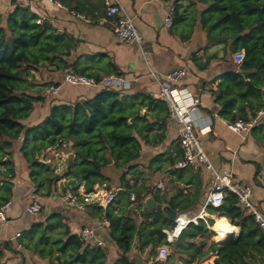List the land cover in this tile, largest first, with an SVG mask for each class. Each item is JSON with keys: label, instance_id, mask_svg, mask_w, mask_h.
I'll return each instance as SVG.
<instances>
[{"label": "trees", "instance_id": "16d2710c", "mask_svg": "<svg viewBox=\"0 0 264 264\" xmlns=\"http://www.w3.org/2000/svg\"><path fill=\"white\" fill-rule=\"evenodd\" d=\"M176 17L179 13L174 7L172 23ZM36 19L29 9L20 7L0 14V204L9 201L12 196L15 177L13 153L17 143L26 163L33 194L43 198L51 196L60 180L59 174L39 161L46 149L63 142L72 144L74 156L65 167L67 185H72L74 189L82 185L84 192H91L96 185L109 183L102 170L110 159L114 167L121 170V191L116 193L113 205L108 206L104 213L99 208H88L87 212L90 211L93 219L103 217L108 220L109 242L118 250L115 264H134L128 260L127 254L134 247L135 238L142 245L158 247L165 244L162 230L173 226V221L164 216L158 210L160 208L146 211L144 218L150 219L151 224L143 230H138L135 222L125 216L131 203V193L137 200L144 201L149 196L150 191L143 183L138 186L135 174L139 169L134 162L140 157V141L145 145H155L163 139L164 131L152 133V130L155 123L165 125L167 107L162 100L145 94L122 95L104 88L92 99L80 103L52 105L40 123L31 127L24 125L23 121L32 113L34 104L42 100V97L28 93L29 73L25 68H35L40 63L56 60L55 56H58L54 45L47 41L49 37L58 38L56 30L48 22L35 24ZM201 24L208 33L213 31L228 38L231 41L230 53L244 52L242 63L233 64L234 70L226 73L218 84L215 102L220 105L218 117L222 120L233 122L239 118L248 121L251 118L246 116L247 110L254 116L262 107L264 0H211L206 10L201 12ZM234 35H238L236 40L232 39ZM67 55L64 53V56ZM56 66L59 67L58 64ZM113 75L120 76L115 66ZM232 93H236V97L225 98ZM236 99L240 103L237 106L233 104ZM141 108H145L143 115L139 113ZM148 116L155 121L150 123ZM255 129L254 126L250 133ZM180 157L178 150L174 156L158 155L150 163L174 166ZM176 170L180 175L185 169ZM258 173L256 165L254 179ZM128 174L131 180L126 179ZM64 190L63 187L62 192ZM150 197L158 204L165 202L158 193H152ZM197 198L196 195L189 201L169 200L167 205L177 212L179 202H182L181 208L186 209L194 205ZM207 207L211 213L219 212L238 228L236 237L221 244L211 242L205 254L199 253L196 244L187 243L172 252V257L180 253L187 257L197 256V262L193 259L180 262L199 264L209 254H215L214 264H264V231L251 215L240 208L236 196L226 193L219 207ZM186 231L188 239L201 231L213 235V232L191 223ZM17 245L47 259L48 264H104L106 259V252L102 249L82 247L59 211L49 214L42 222L32 224ZM5 252L22 257L10 243H0V264L4 262Z\"/></svg>", "mask_w": 264, "mask_h": 264}, {"label": "crops", "instance_id": "0c3cea01", "mask_svg": "<svg viewBox=\"0 0 264 264\" xmlns=\"http://www.w3.org/2000/svg\"><path fill=\"white\" fill-rule=\"evenodd\" d=\"M118 1L120 8L131 18L139 31L141 38L139 45L124 44L114 36L111 28L112 19L106 17L102 0H0V14L9 13L15 7L29 9L30 13L37 17L36 21L39 20L41 24L48 22L56 30L58 36L56 39L47 38V41L56 49L58 55L55 56L56 60L40 63L35 68H25L29 73L27 80L30 90L28 93L31 96L42 97V100L34 104L32 113L23 121V124L28 127L37 125L48 115L52 105L80 103L92 99L104 88L118 91L122 95L139 93L155 98L153 94L157 92L158 85L149 75L150 71L160 79L172 70L185 68L186 77L180 82V86L197 95L200 102L198 106L199 124L201 127L209 128L202 134L196 130L201 146L215 167H225L230 170L234 183L251 188L253 203L264 216V84L260 87L263 91L262 107L255 112L254 116H251L248 110L246 112L247 117L255 119L256 129L242 139L228 131L222 119L218 117L220 105L215 102L218 84L221 83L226 73L234 70L232 59L234 53L229 52L231 41L228 38L213 31L210 34L202 27L201 12L206 10L211 0ZM169 7L177 8L179 17H176L170 28H166L164 16ZM234 36L232 39L236 40L238 35ZM64 53L68 55L64 56ZM56 64L59 65L58 68ZM114 66L118 69L119 78L129 81L130 89L120 91L115 87H103L100 83L93 87L61 83L65 70L89 78H97L100 82L105 77H118L113 75ZM50 83H55L59 87L58 95L54 98L46 97L43 92L44 86ZM233 97H236V93L225 96L226 99ZM233 104L237 106L240 103L236 99ZM144 111L145 108H141L140 115H143ZM261 111L262 114L259 115ZM147 119L150 123L155 121L149 116ZM159 124V122L155 123L152 133L164 131L163 139L155 145H145L140 141V157L134 162L139 169V175H137L139 180L146 178L143 184L151 193L149 192V196L144 201L137 200L135 197V201H131L127 207L125 216L135 222L138 230H143L151 224L150 219L144 218L146 211L149 210L145 206L147 199L161 206V209L156 207L153 210L158 209L166 216L162 207L171 210L167 201L177 202L180 199L189 201L197 195L198 198L194 205L182 209V202H179L177 212H174L183 219L195 218L197 225L191 224L200 225L202 229L213 232V235L198 232L191 239L186 237L183 244L194 243L199 253L205 254L211 242L221 244L228 237H230L228 240L234 239L238 234V228L232 226L231 222L219 212L213 214L208 207L204 206V197L212 185L210 174L185 169L179 175V170L175 171L177 168L174 166L165 163L158 165V162L150 163L158 155L174 156L176 151H180L178 125L168 119L164 126H159ZM17 144L14 146L13 153L15 177L12 196L9 200L11 206L6 213V222L0 224V243H10L21 253L22 257L5 252L3 264H48L47 259H42L21 247H16L22 234L29 231L32 224L42 222L49 214L56 211L62 214V219L69 226L72 234H76L84 225L91 224L94 216H91L90 211L77 214L62 210V188H65V183H67L65 178L56 183V188L50 197L38 199L37 195L33 194L26 163L18 151ZM256 165H258L259 173L254 179ZM102 174L104 175L103 170ZM104 176L110 178L107 175ZM129 177L130 174L126 176V179L131 180ZM119 178L120 176L115 181L110 179L112 188L106 189V186L104 188L116 195L121 191ZM149 179H152V182L147 185ZM157 183L164 185L165 189L155 190L154 186ZM139 185L141 183L138 182ZM152 193H158L165 202L162 204L155 202L150 197ZM32 200H37L42 205L41 213L35 217L28 216L24 211L26 205ZM217 221L228 227L226 230L223 229L225 232L228 231L227 238L214 230ZM106 232L108 236L109 228ZM17 233L20 236L15 238ZM140 244L135 238L134 247L127 254L130 262L134 264L166 263L155 259L159 246ZM107 248H109V253L106 257L111 256L115 260L109 261L108 258L105 264H115L118 251L112 252H115L117 248L109 241L106 242L104 250ZM155 250L153 256L152 251ZM184 251L188 252V250ZM171 254L172 252L167 259L170 264H182L180 260L188 261L189 259H193L194 262L198 261L197 256L187 257L180 253L172 257ZM215 258V254H209L199 264H214Z\"/></svg>", "mask_w": 264, "mask_h": 264}, {"label": "built area", "instance_id": "2783aa9c", "mask_svg": "<svg viewBox=\"0 0 264 264\" xmlns=\"http://www.w3.org/2000/svg\"><path fill=\"white\" fill-rule=\"evenodd\" d=\"M102 4L106 17L112 19L111 28L114 36L124 44L139 45L141 40L139 31L131 18L120 8L119 1L102 0ZM56 5L60 7L59 4ZM173 15L174 8L169 7L164 16V26L166 28L172 26ZM78 17L80 16L78 15ZM36 23L39 24L40 21L37 20ZM232 59L234 64L240 65L244 59L243 50L235 52ZM186 72L185 68L172 70L160 79L152 71L149 73L158 85L157 92L153 96L165 103L168 111V120L176 123L179 127L177 135L181 157L174 167L177 169H190L193 172L203 171L210 174L212 185L204 197V206L219 207L225 194L231 193L236 196L240 208L251 215L264 231V216L253 203L251 188L243 184L234 183L229 169L215 167L199 142L197 131L202 134L209 128L207 126L201 127L199 124L198 106L200 102L197 95L180 86V82L186 77ZM61 83L72 86L84 85L92 87L100 83L103 87H115L120 91L130 89L129 81L119 77H105L100 82L97 79L79 75L70 70L63 72ZM43 92L46 97L54 98L58 95L59 87L55 83L46 84ZM258 114H262V111ZM222 121L228 131L242 139L249 135L255 126V119L246 121L238 118L233 122ZM65 148H68L67 152ZM71 149L72 144L70 142H63L59 146L46 149L41 153L39 161L46 165L55 164L53 171L58 173L61 168L66 167V162L74 156V151ZM104 187L105 185H96L91 192H84L82 186L74 189L72 185L68 184L65 186L61 196L62 207L77 214L86 213L88 208H99L104 213L108 206L113 205L115 200V193L106 190ZM162 188L163 185L161 183H157L154 186L155 190H162ZM129 199L130 201H135L134 194H130ZM10 206V201L0 204V224L6 222V213ZM24 211L28 216L35 217L41 213L42 205L35 200L29 202ZM190 223L197 225L195 218L189 220L176 215L173 226L162 231L165 234V244L157 248L156 261L164 262L169 258L171 253L170 245L174 242L181 229L186 228ZM108 227L109 222L106 218L96 217L91 224L81 227L76 236L82 243V247L89 246L104 250L106 242L109 241L106 232ZM19 236L20 234L17 233L15 238ZM16 247L20 248V245Z\"/></svg>", "mask_w": 264, "mask_h": 264}, {"label": "rangeland", "instance_id": "374dc122", "mask_svg": "<svg viewBox=\"0 0 264 264\" xmlns=\"http://www.w3.org/2000/svg\"><path fill=\"white\" fill-rule=\"evenodd\" d=\"M57 42V41H56ZM57 44V43H56ZM65 151L67 152L68 151V148H65ZM44 152V151H43ZM42 152V153H43ZM69 161V160H68ZM68 161L66 162V164H65V166L67 165V163H68ZM113 162L111 161V163L110 164H108V167L106 166L104 169H103V173H104V175H107V176H109L110 178H109V183H107L105 186H106V189H110V188H112V183H111V180H117V177H119L120 175H121V170H118V169H116L115 167H114V164H112ZM49 168L50 169H54L55 168V164H49ZM53 173H54V171H53ZM56 174H61L62 176H60V180L62 179V177H64L65 179H66V181L68 180V178H67V176H68V174L67 173H65V168H61L60 170H59V172L58 173H56ZM120 174V175H119ZM137 175H139V171L137 172ZM136 174H135V176L138 178V182L139 183H144V179H145V181H146V178H144V179H140L139 180V176H137ZM129 178H131V175H130V177ZM111 179V180H110ZM60 180L58 181V182H60ZM148 181V183H147V185H149V184H151V182H152V179L150 180H147ZM65 185H67V183H65ZM165 189V186L163 185V188H162V191ZM37 197H38V199H43V197H41V195H37ZM32 201H35V200H32ZM32 201H30V202H32ZM62 210H65V212H73V213H75L74 211H71V210H68V209H66L65 207H62ZM165 210V208L164 207H162V211H164ZM259 211V210H258ZM261 213H262V211H261ZM263 214V213H262ZM105 252H106V256H107V254L109 253V248H107V249H105L104 250ZM118 250H116L115 252H112V253H116ZM155 252H156V250L155 251H152V255L154 256L155 255ZM108 258H109V261H112V260H115L113 257H111V256H108V257H106V259H105V261L106 260H108ZM174 259V258H173ZM172 261V260H171ZM164 262H166L165 264H170V262L169 261H164ZM172 262H175V260H173ZM105 264V263H104Z\"/></svg>", "mask_w": 264, "mask_h": 264}, {"label": "water", "instance_id": "95a60500", "mask_svg": "<svg viewBox=\"0 0 264 264\" xmlns=\"http://www.w3.org/2000/svg\"><path fill=\"white\" fill-rule=\"evenodd\" d=\"M234 38H236V36H234ZM110 163H111V160L107 159V165ZM145 206L149 210H153L156 207L161 209V206H157L151 199H147L145 201ZM163 212L166 214V216L169 220H171V221L175 220L176 213L174 211L168 210L167 208H165V210ZM185 241H186V228H182L180 233L178 234V236L174 240V242L170 245L171 252H174L179 246L183 245L185 243Z\"/></svg>", "mask_w": 264, "mask_h": 264}, {"label": "bare ground", "instance_id": "6f19581e", "mask_svg": "<svg viewBox=\"0 0 264 264\" xmlns=\"http://www.w3.org/2000/svg\"><path fill=\"white\" fill-rule=\"evenodd\" d=\"M227 228H228L227 226L220 224V222H218V221H217L216 225L214 226V230H215L217 233L222 234V236H223L224 238H227V236H229L228 233H227L228 231L225 232V231L223 230V229L226 230ZM228 239H230V237H228L224 242L228 241ZM224 242H222V243H224Z\"/></svg>", "mask_w": 264, "mask_h": 264}]
</instances>
